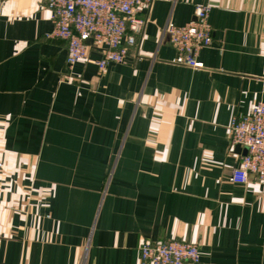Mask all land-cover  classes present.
Segmentation results:
<instances>
[{
    "label": "crops",
    "instance_id": "1",
    "mask_svg": "<svg viewBox=\"0 0 264 264\" xmlns=\"http://www.w3.org/2000/svg\"><path fill=\"white\" fill-rule=\"evenodd\" d=\"M205 3L203 68L177 65L165 28ZM140 17L123 63L70 69L45 0H0V264H140L142 244L172 240L200 264H264V183L230 180L246 149L229 133L263 98L264 0Z\"/></svg>",
    "mask_w": 264,
    "mask_h": 264
},
{
    "label": "built area",
    "instance_id": "2",
    "mask_svg": "<svg viewBox=\"0 0 264 264\" xmlns=\"http://www.w3.org/2000/svg\"><path fill=\"white\" fill-rule=\"evenodd\" d=\"M51 10L54 25L50 38L67 42V64L72 69L79 62L96 65L104 72L109 64L123 63L130 48L137 44L147 23L140 17L154 2L162 0H45ZM212 6L197 4L194 19L184 25L169 22L165 36L177 52L173 62L195 69L203 68L198 60L203 49L213 43V28L209 18ZM101 52L97 60L89 51ZM67 81H72L70 76ZM263 98L250 113L235 116L229 124L231 143L246 149L241 166L235 169L231 181L246 184L252 175L264 183V80ZM140 264H200L199 246L180 240L165 243H144L139 248Z\"/></svg>",
    "mask_w": 264,
    "mask_h": 264
}]
</instances>
